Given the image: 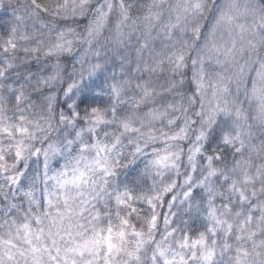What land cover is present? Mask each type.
<instances>
[{
  "label": "clouds",
  "instance_id": "1",
  "mask_svg": "<svg viewBox=\"0 0 264 264\" xmlns=\"http://www.w3.org/2000/svg\"><path fill=\"white\" fill-rule=\"evenodd\" d=\"M122 2L131 6L127 22ZM154 2L163 16L153 36L180 16L185 30L174 37L185 42L180 67L169 63L161 39L155 51L138 53L147 39L143 14ZM187 2L0 0L4 123L26 124L34 133L26 143L41 150L39 157L26 154L24 169L40 205H32L33 215L50 210L45 189L62 191L53 177L83 172V183L71 191L73 206L86 207L87 228L99 212L95 226L111 222L118 229L117 214L128 209L118 207L116 195L139 197L131 202L137 213L130 222L144 235L137 248L139 238L129 229L125 247L139 256L131 264H163L158 246L175 264H264V0H200L195 15L182 11ZM157 60L161 67L153 71ZM13 93H22L18 103L10 102ZM153 111L165 115L153 119ZM124 122L137 131L125 130ZM180 129V139H169ZM49 144L59 151L47 159L45 181ZM164 152L171 166L154 165ZM147 194H159L160 206L150 209ZM6 204L0 203L4 237L12 216L20 219L12 213L5 220ZM28 207L21 202L22 211ZM121 260L130 264L127 256Z\"/></svg>",
  "mask_w": 264,
  "mask_h": 264
},
{
  "label": "snow or ice",
  "instance_id": "2",
  "mask_svg": "<svg viewBox=\"0 0 264 264\" xmlns=\"http://www.w3.org/2000/svg\"><path fill=\"white\" fill-rule=\"evenodd\" d=\"M130 7V5L123 2L120 5L121 16L125 22L129 18ZM202 7L200 0H188L182 11L185 14L190 11L195 15L200 12ZM111 11V6H108V12L111 13ZM103 15L101 13V19ZM162 16L163 13L159 4L154 2L147 6L143 14L145 22L144 35L147 39L141 44L138 53L142 55V50H148L150 46L155 51V40L161 39L166 42L162 46L168 48L171 53L169 63L180 67L186 62L184 55L185 42L180 39H174V37L178 32L185 29L178 23L180 16L177 14L175 17L176 23L170 20L167 25H160L162 33L157 32L153 36L154 22L158 24ZM100 22V19H98V26ZM228 22H231L230 18ZM195 34L197 37L200 34L198 27L195 29ZM214 47L215 45H213ZM172 49L175 51H172ZM204 63L203 58H201L199 71L202 76L205 74ZM161 64V61H155L152 70L154 71L156 68L161 67ZM192 64L195 65L196 60H193ZM202 85L203 80L201 79L198 82V86ZM151 94L152 90L146 83L144 86L145 98L150 97ZM21 97L22 93H13L9 99L11 103H18ZM149 115L153 119H161L165 113L153 111ZM4 120L5 117L2 108H0V180L3 181V184H0V194H2L0 203L7 201L4 209L6 221L12 213L19 214L20 219L17 216H12L7 236H0V264H21V260L23 264H123L122 256L129 257L130 264L133 259L138 261L139 256L136 252L126 248L125 244L128 239L129 229L131 230V235L139 238L137 248L143 242L144 234L137 232L135 226L130 222V217L137 213L135 204L131 202L139 197L131 191H124L116 195L115 199L118 207L128 209V215L126 216L117 214L120 222L118 229L113 228L111 222L108 223L106 228L95 226L94 221L100 219L99 212L96 213L93 219L88 221L93 226L87 228L84 221L86 207L83 203L80 206H73L76 201V194L71 191L72 187H79L83 183L84 173L79 172L68 176L65 172L59 177H53L62 190L59 194L48 192L45 189L44 200L50 210L45 211L43 215H33L32 205H40L35 200L32 186L25 184L27 171L24 169H26V154L39 157L41 150H33L32 146L26 143V138L34 136V133L26 124H5ZM20 120L23 121L24 117L21 116ZM122 126L127 131H137L128 122H124ZM183 132L184 129H180L179 132L170 136L169 139H180ZM136 150L140 151L139 146H137ZM58 151L59 147L56 144H49L47 149L43 150L45 181L48 179L47 159L50 154H55ZM171 163V154L167 152H164L153 161L154 165L161 168L171 166ZM167 190L165 188V191ZM17 192H19V196H17ZM143 198L152 210L160 206L159 194H147ZM21 202H27L29 206L27 210H21ZM59 202H62L63 207L58 206ZM158 219L159 217L154 215L152 217L153 223L155 224ZM17 241L20 243H17ZM21 243L24 247L20 246ZM158 249L160 256L164 257L163 264H175L174 260L166 258V251L162 246H158ZM17 257H20V260ZM180 264H184L182 259Z\"/></svg>",
  "mask_w": 264,
  "mask_h": 264
}]
</instances>
